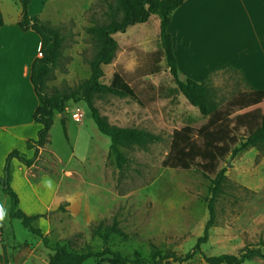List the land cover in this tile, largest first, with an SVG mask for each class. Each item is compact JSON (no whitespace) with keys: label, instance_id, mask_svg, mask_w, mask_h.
Returning a JSON list of instances; mask_svg holds the SVG:
<instances>
[{"label":"rangeland","instance_id":"obj_1","mask_svg":"<svg viewBox=\"0 0 264 264\" xmlns=\"http://www.w3.org/2000/svg\"><path fill=\"white\" fill-rule=\"evenodd\" d=\"M43 1L36 0L35 9ZM110 1L54 0L46 6L40 19L58 27L66 38L47 94L75 89L90 77L88 62L95 49L87 29L108 22L105 13ZM114 37L120 44L117 58L104 67L101 82L113 88L127 85L132 95L99 97L96 106L111 124L142 129L161 140L147 149H123L128 164L120 171L110 154V139L99 132L86 104L70 101L65 114L55 115L49 141L39 150L31 176L48 175L58 181L66 174L69 191L78 188L86 198L72 197L73 205L66 202V217L54 225L47 213L33 226L44 232L49 245L67 241L71 250L89 245L101 252L103 242L92 235L91 224H110L117 216L128 237L112 236V251L149 259L156 247L185 255L204 236L210 181L195 167L184 170L174 164L180 156L235 148L264 123V94H253L240 73L218 71L207 81L216 97L227 102L217 117H203L170 75L157 16ZM243 93L250 95L242 106L233 108L232 102ZM222 168L227 172L223 193L215 204L216 225L209 231L208 242L199 248L205 256L239 255L245 248H259L264 241V148H249L235 158L230 151L219 161L217 171ZM0 197L8 200L1 189ZM9 208L0 200V259L8 264H49L51 250L19 220H11ZM261 250L264 253V247ZM200 253L184 264H206Z\"/></svg>","mask_w":264,"mask_h":264},{"label":"trees","instance_id":"obj_2","mask_svg":"<svg viewBox=\"0 0 264 264\" xmlns=\"http://www.w3.org/2000/svg\"><path fill=\"white\" fill-rule=\"evenodd\" d=\"M31 1L19 0L22 9L19 26L23 31L32 30L36 32L41 39L43 56L38 58L32 65L31 82L40 100V106L34 114V121L42 128L38 132L37 139L30 140L27 143V149L34 151L33 157L28 158L19 150H13L6 157L3 174L0 176V189L9 198L10 219L19 220L29 232L40 238L43 244L51 250L49 264H85L89 260H95L96 264H184L194 260L196 255L200 253V246L208 242L209 231L216 225L217 212L215 204L219 195L223 193L227 172L226 168L217 171L219 161L224 159L230 151L231 157L235 158L249 148L263 149L264 123L247 137L242 138L240 143L232 150L227 147L218 151L207 150L204 153L197 152L188 158L180 156L176 160L175 168L190 170L195 167L205 179L210 181L209 197L207 198L209 220L204 236L198 240L196 248L191 252L178 255L176 252H163L154 247L149 259H145L139 254L129 257L120 252H114L109 246L111 237L114 235L122 238L128 237L120 227L117 216L113 217L110 224L105 222L91 224L92 235L100 238L103 242L101 252H95L89 245L81 250H71L67 245V241H59L55 245H49V239L44 232L33 226V222L44 217V215L28 216L19 208L18 196L11 185L13 179L12 163L17 160L27 168H31L35 164L39 150L49 141L50 130L54 124L56 114H65L67 104L70 101L74 103L84 102L99 132L110 139V154L114 156L120 171L128 164L123 149L135 147L147 149L149 145L161 140L160 136L142 129L111 124L96 106V99L99 97L116 96L125 98L132 95V90L127 85L121 88H113L101 82L105 76L104 67L111 65L117 58L119 43L115 39V35L126 33L130 27L145 24L152 16H158L160 18L161 45L170 75L179 92L192 107L199 110L203 117H217V113L220 112L227 101L216 97L208 81L199 83L191 79H183L180 74L169 27L172 14L186 0H112L108 2L105 13L108 22L87 29L95 49L93 57L88 62L91 71L90 77L83 80L75 89L57 91L53 95L47 94V83L52 77L53 68L61 57L66 38L61 34L58 27L42 21L38 16L29 15ZM2 24L0 16V26ZM251 92L253 94H264L252 90ZM241 95L232 102L231 106L233 108L242 106V101L250 94L243 93ZM61 123L65 130L64 118H62ZM58 210L64 211V207L60 206ZM263 247L264 241L262 240L259 248H245L239 255L205 256L200 254L206 264H245L255 260L264 261V253L261 250Z\"/></svg>","mask_w":264,"mask_h":264},{"label":"crops","instance_id":"obj_3","mask_svg":"<svg viewBox=\"0 0 264 264\" xmlns=\"http://www.w3.org/2000/svg\"><path fill=\"white\" fill-rule=\"evenodd\" d=\"M35 1L29 5V15L40 18L54 0H44L39 9ZM18 4L19 0H0V176L13 150L34 155L27 143L36 140L42 128L34 121L40 100L31 82L41 39L19 26L22 9ZM169 32L183 79L201 83L218 71L231 69L241 74L253 92L264 93V0H186L172 14ZM12 165L11 185L19 208L28 216L48 213L54 225L66 217L60 206L73 205L72 197L86 198L78 188L69 191L66 174L58 181L48 175L34 178V165L27 168L17 160ZM0 200L10 207L9 198ZM0 264L8 263L0 259Z\"/></svg>","mask_w":264,"mask_h":264},{"label":"built area","instance_id":"obj_4","mask_svg":"<svg viewBox=\"0 0 264 264\" xmlns=\"http://www.w3.org/2000/svg\"><path fill=\"white\" fill-rule=\"evenodd\" d=\"M38 56H39V58H41V57L43 56V55H42V52H41V48L39 49ZM78 116H79V115H76L77 118H79Z\"/></svg>","mask_w":264,"mask_h":264}]
</instances>
